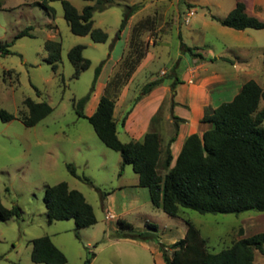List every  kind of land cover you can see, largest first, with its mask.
<instances>
[{"label":"rangeland","instance_id":"rangeland-1","mask_svg":"<svg viewBox=\"0 0 264 264\" xmlns=\"http://www.w3.org/2000/svg\"><path fill=\"white\" fill-rule=\"evenodd\" d=\"M69 1L79 11L91 4L88 0ZM114 1L115 4L93 12L94 26L108 34L105 42H94L89 35L70 30L59 0L46 5L42 0H0V40L10 41L15 33L31 27L29 35L16 39L9 47L11 53L0 54V107L20 114L25 109L22 104L25 98L46 101L53 107L32 126H26L17 117L9 121L0 119V198L5 206L15 205L20 211L17 218L0 219V264H44L32 261L30 256V241L44 235L51 238L71 264H83L91 252H98L93 264H154L155 256L150 250L130 242L113 243L101 251L98 248L118 236L140 238V232L149 233L146 239L168 247L184 237L187 228L184 219L200 229L214 250L264 228L261 224L264 212L200 213L181 208V216L166 214L151 203L148 189L138 185L132 165L121 169L119 152L105 146L90 122L78 116L74 107V101L90 91L98 66L101 65L97 78L100 82L110 72L111 75L122 71L121 56L128 51L132 29L139 21L149 23L140 31L147 51L142 59L146 64L138 72L136 68L127 81L128 98L118 96L117 119L148 81L171 78L172 82L176 77L180 80L185 67L189 68L198 58L204 62L199 69L201 75L206 70V73L232 70V62L240 66L247 63L253 51L241 49L243 41L238 32L213 18V15L224 17L235 0ZM125 5L137 8L121 28ZM193 7L195 13L185 23V14ZM247 29L262 47L261 59H252L257 70L248 77L264 87V28ZM47 40H58L61 44L57 71L45 60ZM181 43L197 47L194 51L201 56H192L183 50ZM78 44L84 46L82 54L90 65L74 77L67 54ZM248 77L243 74L239 80L243 82ZM233 88L234 84L224 91L213 88L215 104L231 100ZM97 89L95 83L91 98ZM90 101L84 107L86 113ZM263 104L261 100L259 108ZM119 137L126 140L122 133ZM67 164L75 167L78 176L70 172ZM159 172H164L161 166ZM61 181L80 191L92 205L97 220L94 225L76 232L72 219L47 221L45 187ZM107 212L114 214L110 224L105 218ZM119 217L133 227H121Z\"/></svg>","mask_w":264,"mask_h":264},{"label":"trees","instance_id":"trees-1","mask_svg":"<svg viewBox=\"0 0 264 264\" xmlns=\"http://www.w3.org/2000/svg\"><path fill=\"white\" fill-rule=\"evenodd\" d=\"M55 0H42L43 4ZM62 4L63 16L74 34L89 35L94 42H105L108 34L100 27L94 26L93 12L113 5L114 0H88L78 10L69 0H59ZM137 5H125L120 27L124 28ZM222 26L235 30L247 28H264V21L247 13L243 0H236L234 7L222 17L213 15ZM148 23L139 21L132 29L129 48L123 54L121 68L108 78L103 94L100 96L95 111L91 115L84 113V106L95 88L101 65L95 70L90 91L74 101L78 116L86 118L99 138L107 147L119 152L121 169L132 165L138 176V185L149 191L151 203L161 208L170 216H181V208H190L200 213H235L245 211L264 212V87L256 80H245L239 91L231 100L218 104L205 111L202 121L211 127L202 135L197 133L186 137L182 148L171 166L172 155L167 147L162 157L161 139L156 131H148L141 140L121 141L117 135V120L114 108L121 90L146 55L145 43L140 39V31ZM31 27L14 34L10 41L0 40V54L11 53L10 46L22 36L30 34ZM183 50L192 56H201L190 47L181 43ZM45 60L54 71H57L60 60L61 44L58 40H47L44 44ZM84 46H72L68 51V59L74 67L73 76L78 77L90 65V60L82 54ZM18 75V74H17ZM163 79L148 81L141 93L132 101L129 108L118 120L125 123L128 113L134 104ZM179 82L176 77L171 88ZM25 109L15 115L0 107V119L9 121L17 117L26 126H32L49 114L53 107L46 101H35L25 98L22 102ZM177 126L175 128V132ZM174 135L170 138V141ZM169 141V142H170ZM164 170L160 174L159 167ZM70 172L78 176L75 167L67 164ZM43 201L46 208L47 221L72 219L76 232L78 229L96 223L92 205L84 195L68 187L64 181L45 187ZM20 216L15 205L5 206L0 198V219L6 220ZM187 230L183 238L170 246L160 244V250L166 264H256L254 251L264 254V231L248 236H241L213 251L207 239L189 219H184ZM118 224L124 228H132V223L119 217ZM149 233L140 232V238H148ZM127 235V234H125ZM31 260L44 264H71L66 255L52 242L47 235L32 239ZM91 252L83 264H90Z\"/></svg>","mask_w":264,"mask_h":264},{"label":"crops","instance_id":"crops-1","mask_svg":"<svg viewBox=\"0 0 264 264\" xmlns=\"http://www.w3.org/2000/svg\"><path fill=\"white\" fill-rule=\"evenodd\" d=\"M243 1L246 4V10L248 14L254 15L264 21V0ZM232 8H230L229 10H231ZM235 31L238 32V38L243 41L241 49L243 48L249 51L252 50L254 53L252 57L249 58V61L247 63H244L242 66H240L232 62V70H212L208 73H206V70L201 75L199 69L204 66V62L200 58H198L197 60H194L193 64L191 65L192 67H185L182 78L174 85V88H171V83L173 81L171 82L172 79L169 78L168 81H163L161 84L154 87L150 92L143 95L134 104L131 111L128 113L123 125H120L118 121L119 119H117L116 101L114 108V117L117 120V135L119 137V133H122L125 136L126 140H122L120 137L119 139L124 142L130 140H141L146 132L156 131L161 139V147L163 151L162 157H164L165 150L168 147L172 155V166L182 148L186 137L193 133L202 135L204 131L211 127L210 123L202 121V117L206 110L215 108L218 105L215 104L212 97V89L215 87H219L220 90L224 91L230 84H234V96L239 91L242 83L244 82H241L239 80V77L243 74L244 77H251L255 74V70H257L255 69L257 68V65L252 64V59L257 58L258 61L259 59H261L262 47L257 45L254 35L250 31H248V29ZM143 60L137 67L136 72L141 70L146 64V60ZM193 71L197 75H193ZM110 73L106 76L103 82H100L97 79L96 84L98 85V89L95 90V94L93 95V97H90L88 100L90 101L91 99V101L89 102V111L87 113L84 112L86 115H91L95 111L100 96L103 94L104 87ZM247 79H249V77ZM120 95V98L122 96H124L122 98H128V85H125L123 87ZM131 103L132 102H130V105ZM128 108L129 107H127L123 111V113ZM176 126L177 130L175 132ZM173 135L174 138L170 141V138ZM105 218L107 220V223L110 224L111 219L114 218V214L107 212ZM261 224L264 226V215ZM113 229H115V231L119 233L117 228L114 227ZM260 231H264V228L259 229L256 232ZM121 242H130L132 244L141 246V248L145 250H150L155 256L154 264H166L159 245L155 241L146 238L134 239L131 237L118 236L110 242L102 244L98 249L99 251H101L110 244ZM89 244L90 242H87L88 246ZM209 248L213 251H217L214 250L213 247L209 246ZM97 254L98 252H93V257L91 258L90 264L94 263L95 259L97 258ZM254 262L256 264H264V254L260 253L258 250H255Z\"/></svg>","mask_w":264,"mask_h":264},{"label":"built area","instance_id":"built-area-1","mask_svg":"<svg viewBox=\"0 0 264 264\" xmlns=\"http://www.w3.org/2000/svg\"><path fill=\"white\" fill-rule=\"evenodd\" d=\"M195 13V9L194 8H191L189 9L186 14H185V17H184V21L185 23H189L190 21V17Z\"/></svg>","mask_w":264,"mask_h":264}]
</instances>
